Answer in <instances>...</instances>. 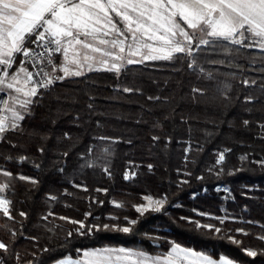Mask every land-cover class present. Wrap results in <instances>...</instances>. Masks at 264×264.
I'll list each match as a JSON object with an SVG mask.
<instances>
[{"label": "trees", "instance_id": "16d2710c", "mask_svg": "<svg viewBox=\"0 0 264 264\" xmlns=\"http://www.w3.org/2000/svg\"><path fill=\"white\" fill-rule=\"evenodd\" d=\"M245 45L224 40L201 45L193 51V68L188 57L147 61L40 89L19 127L0 141V166L13 174L6 197L15 218L0 212V241L9 245L7 253L0 250L4 264H53L79 257L77 249L106 247L164 255L174 245L214 259L264 264V255L248 257L243 250L264 248L258 239L264 236V166L258 163L264 160V51ZM225 149V159L217 164ZM88 162L96 166L87 167ZM125 172L130 179H124ZM221 186L228 189L226 196L219 193ZM145 196L166 198L163 209L140 216L133 205L144 203ZM49 212L53 215L43 219ZM60 217L83 220L86 228L123 226L125 218L138 223L130 234L78 235L79 225ZM191 221L212 229L196 228ZM69 231L73 236L66 239Z\"/></svg>", "mask_w": 264, "mask_h": 264}, {"label": "snow or ice", "instance_id": "6c2138e0", "mask_svg": "<svg viewBox=\"0 0 264 264\" xmlns=\"http://www.w3.org/2000/svg\"><path fill=\"white\" fill-rule=\"evenodd\" d=\"M163 5H170L173 10L162 16L158 8ZM177 16L179 20L175 18ZM187 29H191V31ZM198 33L200 37L198 43L195 44L196 50H199L201 45H209L217 40L242 44L243 41L237 38L241 37L248 41L245 46L258 45L260 50L264 51V0H0V91L6 87L22 94V96L9 97L10 100L15 101L14 104H9L8 100L3 101L5 109L11 112V119L6 127L5 120L7 118L0 116V139L4 138L6 132L14 131L19 127L18 122L22 121L25 114L30 111V105L35 103L33 98L41 94L40 89L47 90L67 76L82 75L80 70L70 71L68 67L64 66V61H61L59 68L63 75H57V65L53 62V55L56 53H62L66 60L69 48L73 45H80L84 49L91 50L90 54L82 56V62L91 60L95 64L107 65V71L116 73H119L126 65L143 63L149 59L172 61L188 57L191 58L188 67L193 68L196 66L193 42L197 39ZM97 34L110 38L98 39ZM81 36H84V39H81ZM89 36L92 37L91 41L87 39ZM205 36L212 37L213 40L205 39ZM153 37H156L158 41H163L164 46L154 48L152 44L146 42V40H152ZM28 43L34 44L36 47L29 48L27 47ZM36 48L43 49V51L37 52ZM142 48L149 49V51L141 53L139 60L132 59L131 57L139 53ZM161 52L164 54H156ZM17 54L22 55L24 59L20 61L18 70L10 75L9 69L12 68ZM76 54L78 53H74V55ZM28 61L31 62L32 68L36 69L35 71H30L25 66ZM80 66L82 65H78V67ZM88 70H94L92 63L88 64ZM21 73L24 74L23 83L31 85L27 90L16 87L21 82L19 79ZM244 83L247 84L248 81ZM252 83L254 84L255 81ZM123 91L131 92L133 89L124 88ZM193 91L202 94L200 89H193ZM149 99L159 100L160 98L149 97ZM251 99V97L246 98L248 102H251ZM243 124L247 126L249 121L244 120ZM260 127L264 129V124ZM64 137L70 139L68 133H65ZM100 139L107 138L101 137ZM152 140L157 141L159 137L153 136ZM190 147L189 145V149L185 151L190 150ZM39 151L42 153L44 149L40 148ZM92 151L93 149H88L89 154ZM227 151L229 149L218 154L217 164L225 159ZM107 153L108 149H104V154ZM68 154L65 151L63 156L67 157ZM20 159L24 160L26 157ZM244 159L246 157H241V160ZM258 163L264 166V160L258 161ZM36 166L39 167V165ZM86 166L95 167L96 165L94 162H88ZM148 167L151 169L152 165H148ZM103 170L111 175L107 166ZM59 171L63 172V168H60ZM0 174L5 177L13 175L9 171H0ZM132 175L134 176L135 173ZM18 178L33 185L39 183L32 177L21 175ZM124 179H130L128 172H125ZM75 186L83 187V190L87 191V188L82 185ZM7 188H9L8 183H0V212L12 220L15 218L11 215L8 207L11 201L2 195ZM97 191L101 190L97 189ZM49 198L56 199L54 196ZM143 200L149 203L133 205L140 216L150 211L160 212L166 202V198L154 200L152 196H145ZM113 204L117 208L122 207L115 201ZM19 215L27 216L23 211L19 212ZM51 215L53 213L49 212L43 219L47 220ZM90 215L91 212L86 213L85 218ZM60 219L73 225H79L74 229L78 235H87L93 231L101 230H115L130 234L138 223L135 219L125 218L123 226L92 224L86 228L83 220H73L68 217H60ZM111 219L118 218L111 217ZM191 223L196 228L212 229L211 225H200L197 221H191ZM214 231L220 232L221 230L215 228ZM237 231L242 232L243 230ZM11 235L14 238L16 232L12 231ZM72 236L73 231H69L66 239ZM29 239L35 240L36 238L29 237ZM229 239L233 243L240 244L238 240ZM258 239L264 241V236H260ZM179 247V245H174L173 251ZM0 250L7 253L9 245L0 241ZM243 250L248 257L264 255V248L258 250L245 247ZM43 251L48 252L50 249L44 248ZM181 251L192 252V249H181ZM77 252H82L80 259L73 260L71 257H65L57 260L55 264H108L111 260V256L108 254L111 253H124L126 254L125 258L137 257L136 264H163V262L171 264L172 255L170 252L167 256L153 257L144 251L127 248L77 249ZM194 255L201 257L203 264H234L232 260L224 256L215 260L203 253H194ZM0 264H4L2 259H0Z\"/></svg>", "mask_w": 264, "mask_h": 264}, {"label": "rangeland", "instance_id": "374dc122", "mask_svg": "<svg viewBox=\"0 0 264 264\" xmlns=\"http://www.w3.org/2000/svg\"><path fill=\"white\" fill-rule=\"evenodd\" d=\"M153 8H156L157 6H151ZM158 11L160 12V14L163 16V15H167L168 11H171L168 9V7L166 5H163V6H160L158 8ZM177 20H179L178 17H175ZM185 27V26H184ZM186 28V27H185ZM188 31H191L189 29H187ZM158 35V34H157ZM98 36V39L99 38H104V39H109L110 37H101L99 34H97ZM199 37H200V34H197V39L193 42V49H195V44L198 43V40H199ZM81 39H84V36H81L80 37ZM205 39H208V40H211L213 39L212 37H209V36H205L204 37ZM238 39H241L243 41L244 44H248V41L247 40H244L243 38L241 37H237ZM32 39H35V37H32ZM88 41H91L92 40V37L89 36L88 38ZM98 42V40H97ZM147 43L149 44H152V46L154 48H161L164 46V42L163 41H158L156 39V37H153L152 40H146ZM242 43V44H243ZM30 45H32L31 43H28L27 44V47H29ZM67 47V45H66ZM252 48H256V49H260L259 46H253ZM149 51V49H144L142 48L140 50L139 53H137L136 55L132 56L131 58L134 59V60H139L141 58V53L143 52H147ZM74 53H78L76 55H74ZM91 53V50L90 49H84L82 48V46L80 45H73V47H70L69 50H68V56H67V59L65 60V57L63 56L62 53H59L57 56V62H56V65H57V75H63V72L59 70L60 68V65H61V61H64V66L65 67H68L70 71H76V70H80L82 72V75L85 74V73H88V72H91L88 70V64L92 63L93 64V68L94 70L92 71H107L106 68H107V65H99V64H95L93 61L91 60H88V61H84L82 62V56L84 54H90ZM156 54H164V53H156ZM20 61H21V55L20 54H17L16 55V58H15V62L12 66V68L9 69V74L11 75L12 73L16 72L19 68V64H20ZM73 61H75V63H73ZM147 61H156V60H145L144 62H147ZM143 62V63H144ZM134 64H139V63H134ZM78 65H82L80 67H78ZM26 66V65H25ZM127 66V65H126ZM125 66V67H126ZM27 67V66H26ZM28 68V67H27ZM29 69V68H28ZM98 69V70H97ZM123 69V68H122ZM121 69V70H122ZM115 72V71H114ZM69 77H76V76H67L65 77L66 78H69ZM20 84H17L16 87H21L23 88L24 90H27L28 87H30L31 85H25L23 83V80H24V74L21 73L20 74ZM64 80V79H63ZM4 90L8 93L9 97L12 96V97H16V96H22V94H18L15 92L14 89H7L6 87L4 88ZM8 101H9V104H14L15 101L13 100H10L8 98ZM18 107V106H17ZM7 114H8V117H7V124L9 122V119H11V112L7 111ZM21 121H19L18 123L20 124ZM8 126V125H7ZM1 141V139H0ZM0 171H9L7 169H5L4 166H0ZM10 172V171H9ZM21 176V175H20ZM12 177V176H11ZM11 177H5L3 176L2 174H0V183H8L9 184V188L12 187L13 185V180L11 179ZM7 188V189H9ZM7 189L5 190V192L2 194L5 196L6 199H8L6 197V191ZM218 191L219 193L222 195V196H226L227 193H228V189L226 187H223V188H218ZM155 199H161V198H154ZM9 200V199H8ZM144 203H149L147 201H145ZM9 207V205H8ZM180 246V245H179ZM106 248H124V247H106ZM94 249H102V248H94ZM129 249V248H127ZM181 249H192V248H188V247H184V246H180L179 248H177L175 251H173V247L167 252L165 253L164 255H151L153 257H156V256H167L170 252L172 253L171 255V264H203V260L201 257L199 256H196L194 255V253H203V252H199V251H196L194 249H192V252H184V251H181ZM133 250V249H132ZM137 251V250H136ZM148 254V253H147ZM204 255L206 256H209L205 253H203ZM82 255V253H81ZM111 256V260L108 262V264H120V263H123V264H136V261H137V257H130V258H125L126 257V254L124 253H111V254H108ZM119 257V259H118ZM211 257V256H210ZM226 257V256H224ZM227 259H230L229 257H226ZM214 259V258H213ZM215 260H219V259H215ZM232 260V259H230ZM233 261V260H232ZM234 264H239L235 261H233ZM163 264H166V262H163Z\"/></svg>", "mask_w": 264, "mask_h": 264}, {"label": "built area", "instance_id": "2783aa9c", "mask_svg": "<svg viewBox=\"0 0 264 264\" xmlns=\"http://www.w3.org/2000/svg\"><path fill=\"white\" fill-rule=\"evenodd\" d=\"M36 46L34 45V44H32V45H30L29 46V48H35ZM36 51L37 52H41V51H43V49H40V48H36ZM59 53H56L55 55H53V62L56 64V61H55V58H56V56L58 55ZM22 59H24V57L21 55V60ZM28 68H29V70L30 71H35L36 69H33L32 68V66H31V62L30 61H28V62H26V64H25ZM46 70H50V69H46ZM8 98H9V95H8V93L5 91V90H3V91H0V116H4V117H8V114H7V112H6V109H5V106H4V104H3V101H5V100H8ZM5 123H6V127H7V119L5 120Z\"/></svg>", "mask_w": 264, "mask_h": 264}, {"label": "crops", "instance_id": "0c3cea01", "mask_svg": "<svg viewBox=\"0 0 264 264\" xmlns=\"http://www.w3.org/2000/svg\"><path fill=\"white\" fill-rule=\"evenodd\" d=\"M167 7H168V9L169 10H173L172 9V6H170V5H166ZM178 17V16H177ZM179 18V17H178ZM182 23V22H181ZM186 28H187V26L186 25H184ZM189 30H191V29H189ZM199 34V33H198ZM66 46V45H65ZM91 249H94V248H91ZM102 249H104V248H102ZM87 250H89V249H87ZM134 251H136V250H134ZM67 257H71V256H67ZM82 257V255H80L79 257H77V258H75V257H71L73 260H76V259H80ZM53 264H55V263H53ZM120 264H123V263H120Z\"/></svg>", "mask_w": 264, "mask_h": 264}, {"label": "water", "instance_id": "95a60500", "mask_svg": "<svg viewBox=\"0 0 264 264\" xmlns=\"http://www.w3.org/2000/svg\"><path fill=\"white\" fill-rule=\"evenodd\" d=\"M223 187H224V186H221L220 189L223 188Z\"/></svg>", "mask_w": 264, "mask_h": 264}]
</instances>
